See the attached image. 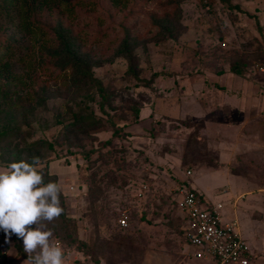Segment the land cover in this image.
<instances>
[{"label": "rangeland", "instance_id": "rangeland-1", "mask_svg": "<svg viewBox=\"0 0 264 264\" xmlns=\"http://www.w3.org/2000/svg\"><path fill=\"white\" fill-rule=\"evenodd\" d=\"M83 1L89 4L63 16L62 31L80 48L89 75L69 87L48 60L33 71L19 63L17 72L36 81L37 97L2 113L0 168L21 158L49 160L86 242L81 252L51 238L64 258L78 261L65 264H216L196 257L194 247L173 252L184 245L179 191L190 181L205 201L223 202L229 220L238 189L264 183V90L249 68L264 30V0ZM35 19L47 37L59 32V16ZM10 35L14 63L36 50L1 16L0 39ZM236 59L246 60L245 72L234 73L244 86L238 97L251 101L242 116L233 112L236 84H212L214 72H230ZM246 202L237 207L243 220Z\"/></svg>", "mask_w": 264, "mask_h": 264}, {"label": "trees", "instance_id": "trees-1", "mask_svg": "<svg viewBox=\"0 0 264 264\" xmlns=\"http://www.w3.org/2000/svg\"><path fill=\"white\" fill-rule=\"evenodd\" d=\"M109 1L115 7L125 4L124 0ZM85 4L89 3L83 0H0V19L1 16L7 17L9 22L15 25L16 32L32 39L33 47H36V50L34 49L29 54L25 53L19 55L17 63H14L15 61H12L11 59L15 54L12 46V41L14 39L13 36L10 35L7 38L0 39V119L4 116L2 115L3 112L5 114L13 109L17 110V108H23L24 104L18 103L20 100H22V102L28 101L29 105L37 97L35 89L36 81L31 76V73L26 72L22 75L17 72L16 69L20 64H23L25 68H28L27 71H29V69L33 71L36 63L44 64L45 61L43 59H45L46 62L48 60L55 66V68H57L55 77L61 78L63 83L65 82L69 87L70 85L75 86L80 78L83 77L86 79L89 75L87 64L81 57L80 48L75 46L76 43L69 38L65 31H62L64 28L62 24L63 16L69 17V15H73L75 13V7L83 6ZM45 13L48 16H59L61 19V21H57L56 23L59 32L53 38L47 37L45 23L35 19L36 15L43 16ZM12 32H14V30ZM260 34L259 50L253 55L254 59L252 62L254 63L249 65L252 74L255 72V62L262 58L264 30L261 31ZM123 51L127 56H131L127 50L124 49ZM244 61L245 62H239V59H236L234 62H231L228 71L237 75L243 74L246 70V60ZM217 72L219 73L220 71ZM158 73L159 72H154L153 77ZM207 80L208 79L204 80L205 84L208 83ZM75 124V122L69 124L71 129ZM117 132L118 130L115 129L112 134H117ZM6 133L7 132H2L0 134V141L5 137ZM29 145H32V143H29ZM48 161H45L44 163L43 160L40 159L38 167L44 172L45 182L53 180L58 183L56 173L48 172ZM219 167V169H222L224 165ZM237 171L242 172L240 169H232V173L234 174L237 173ZM242 174L243 176H247L244 175V172H242ZM182 186L189 191H193L200 199L204 200L202 193L192 187L190 181H185L182 183ZM60 200L61 206L64 210L63 214L50 223L48 227L53 230V236L56 239H62L63 242L74 245L77 251L83 252L85 251L86 242L78 236L75 219L66 213L64 207V195L62 192L60 194ZM208 205H212V203L209 202ZM182 220L180 230L184 240L183 232L187 223V218L184 216ZM0 245V264H8V255L3 253V250L8 249L10 246L16 250L17 255L27 259V254L23 251L22 242L18 240L15 235L14 238H12V243H0ZM86 261L87 260L85 259L83 264H85Z\"/></svg>", "mask_w": 264, "mask_h": 264}, {"label": "clouds", "instance_id": "clouds-1", "mask_svg": "<svg viewBox=\"0 0 264 264\" xmlns=\"http://www.w3.org/2000/svg\"><path fill=\"white\" fill-rule=\"evenodd\" d=\"M39 157L13 160L0 168V230L5 243L15 235L27 254L24 264H65L64 251L51 242L50 223L63 214L60 185L45 182Z\"/></svg>", "mask_w": 264, "mask_h": 264}, {"label": "built area", "instance_id": "built-area-1", "mask_svg": "<svg viewBox=\"0 0 264 264\" xmlns=\"http://www.w3.org/2000/svg\"><path fill=\"white\" fill-rule=\"evenodd\" d=\"M255 73L262 78L260 90H264V43L262 58L254 64ZM180 207L187 223L184 228V243L194 247V255L201 259H214L218 264H250L252 255L241 237L236 220L224 222L221 217V202L208 205L193 191L185 187L179 191ZM121 227L126 219H119Z\"/></svg>", "mask_w": 264, "mask_h": 264}, {"label": "crops", "instance_id": "crops-1", "mask_svg": "<svg viewBox=\"0 0 264 264\" xmlns=\"http://www.w3.org/2000/svg\"><path fill=\"white\" fill-rule=\"evenodd\" d=\"M228 81H231V82L233 81L236 84L235 88L232 89L234 92L233 95H235L237 97L236 103L233 104V107H234L233 112L235 114L238 113L240 116H242L243 112L241 109L246 108V107L247 108L251 107L249 105V104H251V101L241 99L242 97H240V98L238 97L242 88H244V86H242V82L240 81V79L236 78V75L232 72H227V73L226 72H222V73L214 72L213 78H212V84L214 86H216V85L225 86V84ZM251 91H252V88L250 89L249 94H251ZM252 93H253V91H252ZM235 184H236V188L238 189V185L240 184L238 177L235 181ZM240 185H242V183ZM249 188H250V190L245 192V193H243V192L239 193V189H238L237 193L234 194L233 200H232V205L234 207L233 208L234 215H233L232 219L223 220L222 214H221V217H222V220L224 222L236 220L237 229H238L241 237L247 243V245L249 247V251L252 255V261L250 264H264V183H258L255 185L253 182H251V183H249ZM248 195H250V196L252 195V196L249 198ZM241 200L247 201L245 203L246 205L243 209L244 210L243 214L240 215V216L244 217L245 220H243V218H239V212L237 209V207L239 206V202ZM219 202H221V201H219ZM205 203H209V202L205 201ZM221 203L223 204V207L221 209V211H222L224 209V203L223 202H221ZM221 211H220V213H221ZM181 213H182V218H183L184 213L183 212H181ZM240 219H242V222ZM247 240L249 242H247ZM188 247L189 246L186 243H184L182 248L178 249V251L173 250V252L177 255L178 254L179 255L190 254V251L188 250L190 248H188ZM11 250H14V252L11 253ZM3 253H6L8 255L7 256V258H8L7 263L8 264H24V261L26 260L25 258L17 255L16 250L12 246H10L8 249L3 251ZM64 259L78 263V261H77V259H75V257L69 258V256H68L67 258H64ZM210 260L214 261L212 258H210Z\"/></svg>", "mask_w": 264, "mask_h": 264}]
</instances>
